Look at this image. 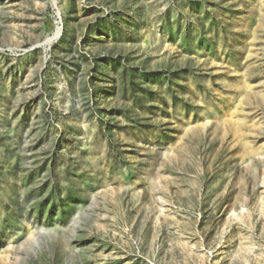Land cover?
<instances>
[{"label": "rangeland", "instance_id": "1", "mask_svg": "<svg viewBox=\"0 0 264 264\" xmlns=\"http://www.w3.org/2000/svg\"><path fill=\"white\" fill-rule=\"evenodd\" d=\"M0 264H264V0H0Z\"/></svg>", "mask_w": 264, "mask_h": 264}]
</instances>
